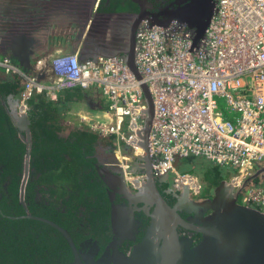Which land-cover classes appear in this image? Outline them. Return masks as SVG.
<instances>
[{"label": "built area", "instance_id": "built-area-1", "mask_svg": "<svg viewBox=\"0 0 264 264\" xmlns=\"http://www.w3.org/2000/svg\"><path fill=\"white\" fill-rule=\"evenodd\" d=\"M213 1L195 44V33L177 20L164 25L140 21L134 49L140 79L120 55L84 61L75 53L56 56L49 63L53 77L44 82L0 54V71L23 80L18 114L26 113V101L33 94L55 100L65 87H97L108 106L101 116L82 120L98 136L128 146L136 158L142 155L138 149L147 108L144 83L153 102L148 138L153 172L170 174L175 192L187 188L198 196L202 183L192 173L179 172L177 162L200 157L228 166L234 171L227 182L236 200L264 214V0ZM43 64L38 60L35 67ZM218 98L224 100L223 108ZM125 159L118 156L117 162L125 179L135 185L142 175L133 174Z\"/></svg>", "mask_w": 264, "mask_h": 264}, {"label": "trees", "instance_id": "trees-1", "mask_svg": "<svg viewBox=\"0 0 264 264\" xmlns=\"http://www.w3.org/2000/svg\"><path fill=\"white\" fill-rule=\"evenodd\" d=\"M22 89L18 74L0 76V264H68L73 254L58 230L36 219L18 217L25 213L19 202L25 143L6 107L18 113ZM86 91L79 86L65 87L57 91L55 100L40 93L26 101L31 147L24 201L32 215L65 228L76 245L86 236L100 238L103 243L109 240V203L97 178L95 152L100 144L110 150L117 147L115 138L98 136L87 125L64 131L71 102L82 99ZM106 106L105 102L103 109ZM123 146L120 142L121 150ZM198 163L207 167L197 157H187L180 159L176 168L181 173H189L187 168H191L195 173ZM209 173L211 181L202 176L206 184L200 196H211L213 188L225 179L214 169ZM158 188L169 201L174 199L167 192L170 179L161 181Z\"/></svg>", "mask_w": 264, "mask_h": 264}, {"label": "water", "instance_id": "water-1", "mask_svg": "<svg viewBox=\"0 0 264 264\" xmlns=\"http://www.w3.org/2000/svg\"><path fill=\"white\" fill-rule=\"evenodd\" d=\"M141 7L143 0H131ZM213 3L208 4L209 17L205 23L195 31L194 44L201 38L203 31L213 11ZM143 8V7H142ZM92 16L105 15V13L94 12ZM115 13H122L121 11ZM136 23L130 30L128 41L123 43V50L102 52L95 50L89 52L84 46L80 50V61L95 58L99 54L120 55L124 58L130 71L137 79L140 74L135 65V32L138 24L143 19H148L142 12H135ZM86 19L89 30L95 27L93 17ZM167 21L155 22L154 24L164 25ZM31 26V25H29ZM32 28V26H31ZM97 31V30H96ZM29 29L24 31L19 39L24 42H32ZM104 40L110 34L105 31ZM17 38V37H16ZM22 46V44L20 45ZM18 49V50H17ZM22 49V50H21ZM20 51V55L17 51ZM13 56L18 58L20 66L31 69L28 56L31 51L25 46L23 48L12 47ZM0 53L6 54L3 49ZM23 62H25L23 65ZM22 64V65H21ZM141 89L146 101L144 126L139 134L140 146L143 149L141 156L136 157V164L145 168V180L141 183L135 195L128 193L122 175L112 173L106 167L103 168L108 182L118 181L122 187L123 197L129 202H142L144 206L119 205L113 202L114 194H110L111 211L110 224L113 234L112 241L107 245L105 251L97 258L93 256L98 252V246L93 244V251L82 253L74 243L70 233L59 224L41 216L30 213L24 201V189L29 172V156L31 147V133L29 120L26 113H12L6 107L8 115L17 128L19 137L25 143V154L23 161V177L19 187V202L23 206L24 214L19 218H31L49 224L58 230L67 241L73 256L74 264H264V214L260 211L241 205L235 198L231 185L222 180L213 188L210 197L194 202L189 198L187 188L180 193L177 203L170 206L160 195L156 187L157 175L152 169V156L149 152L148 138L153 117V102L147 85L142 83ZM178 161V160H177ZM132 173H138L131 169ZM108 186L113 188L110 183ZM188 206H185L184 203ZM155 204L152 211L148 205ZM144 210L149 217V224L144 230L140 240L134 244L128 253L119 250V246L125 240H134L138 233L139 221L134 218V210ZM179 211L192 214L186 220L179 215ZM208 214L205 215V213ZM178 226L192 230L201 235V239L193 245V239L187 235H181ZM83 260V261H82Z\"/></svg>", "mask_w": 264, "mask_h": 264}, {"label": "flooded vegetation", "instance_id": "flooded-vegetation-1", "mask_svg": "<svg viewBox=\"0 0 264 264\" xmlns=\"http://www.w3.org/2000/svg\"><path fill=\"white\" fill-rule=\"evenodd\" d=\"M209 2L210 0H143V8L141 7L142 11H140V6L131 0H0V49L5 50L6 53H11L12 55L11 48H18L22 43H24V40L19 39L18 36H21L22 33L28 29L29 31L31 30L33 17H39V20H41L42 22H47L50 18L52 19V16H67L68 24H72L73 26L76 25L77 29L79 30L78 34H81L82 30L84 29L83 25L86 23V19L92 16L91 9H95V12L105 13V15L96 14L92 17L95 21V27H98L99 33L97 34L99 38L103 37L106 34V29L109 30L110 34L108 35L112 39V41L110 42L111 46L114 45V41L116 40H121L124 43L128 41L130 30L136 23L135 12H142V15L146 16L151 23L177 20L185 25L188 30L195 33V31L198 30L199 27H201L209 17ZM212 2L214 1L212 0ZM57 3L59 4V6H61L60 4H64V7L56 10H59L61 13H58L56 11L54 13H49L48 11H51L53 6L58 5ZM24 9L25 12L23 11ZM37 9H39L40 11H37ZM119 11H121L122 13H115ZM103 39L105 38L103 37ZM111 46L109 47L110 50L109 48H107V46L105 47V50L109 52L116 51V48ZM96 49L97 48H94L93 50L92 48L93 51H95ZM86 50H89V52H91L89 47ZM106 150L108 151L110 157H97L95 169L98 176L97 178H99L101 183L103 184L109 203V233H107V235L109 234V240L103 243L100 238L86 236V238L79 241L76 245L82 253H88L90 251H93L92 248L93 244L95 243L98 246V252L93 256L94 260L97 259L105 251V248L113 239L110 224V194L115 195V199L113 200V202L116 204L125 205L126 207L144 206L142 202H129L126 198H124L123 193L121 192L123 189L119 185L118 181L116 182L115 180L114 182H108L103 168L106 167L112 173L122 175L124 179V185L128 193L132 195L136 194L141 186V183L145 180V168L138 166L135 159L132 162L130 161L128 166L129 170L131 171L132 169L138 172H134L133 174L142 175V178L138 183H136L137 185H134L127 179H125L121 166L119 164L118 166L115 163L114 159H112L114 152H112V150L108 148ZM104 153L107 154V152ZM165 175V177L164 175H157V178L155 180L156 187L163 199L170 206H172L173 204L177 203L181 194L175 192V189L171 186V189L169 188L167 192L170 193L174 197V199L169 201V199L161 193L158 188L159 183L164 180H171L170 174ZM108 183H110L113 188L109 187ZM200 193L198 196H192L189 194V198L194 202H199L210 197L206 195L200 196ZM211 194L212 192L209 193V195ZM184 205L188 206L186 202L184 203ZM154 206L155 204H149V211H152ZM178 213L183 219L186 220H188L192 216V214L186 213L184 211H179ZM206 214H208V212H206L205 215ZM134 218L139 221L138 233L136 234V238L134 240H125L118 247L119 250L125 253H128L131 247L140 240L145 228L149 224V217L142 209L134 210ZM178 231L181 235H187L191 237L193 239V245H195L201 239V235L199 233L185 229L181 226H178ZM141 233L142 235L139 237ZM73 262L74 256L72 261L68 264H74Z\"/></svg>", "mask_w": 264, "mask_h": 264}, {"label": "crops", "instance_id": "crops-1", "mask_svg": "<svg viewBox=\"0 0 264 264\" xmlns=\"http://www.w3.org/2000/svg\"><path fill=\"white\" fill-rule=\"evenodd\" d=\"M60 5L61 6H59V4L53 6L52 10L48 12L54 13L57 9L64 7V4ZM23 11L25 12V9ZM37 11L40 10L37 9ZM95 11L96 10L94 9V12ZM56 12L61 13L59 10ZM32 20V28L29 34L33 36V41L24 42L22 43V46H19V48H23V50L26 46L31 51L28 56V62L31 65V69L25 66L21 67L18 58L16 56H13V54L11 55V53L0 54L8 56L15 64H17V66L24 74L37 76L41 81L44 82H48L53 77V73L51 71L49 63L54 57L75 53L79 58V52L81 48H83V46L85 50L89 47L90 50L94 52V48H97L96 50H103L102 52H105L106 54V52L108 51H105V47L107 46V48H109L111 46L110 42L112 41V39L109 35H107L106 40H104L103 37L99 38L97 34L99 33L97 26L94 27L93 30H89L87 26H84L81 34H78L79 30L77 29V26L68 24L67 16H52V19L50 18L47 22H42L41 20H39V17H33ZM123 43L124 42L121 40H116L114 41V45H112L111 47H114L117 51H120L123 50ZM19 53L20 51H17V54ZM38 60H42L44 62L43 66L39 69L35 67V64ZM24 63L25 62H23V65H25ZM5 75H7V73L0 71V76ZM85 93L82 96V99L74 100L73 102H71V106L68 111V115L70 116L66 119L71 118V120L74 121L72 123L73 126H69L68 121L65 120V132H68L75 128H80V126L82 125L86 126V122H84L82 118H85L86 120L95 119L98 116H101L102 111L104 110L103 107L105 105V102L108 106V101L101 93V90L99 88H89ZM107 106L105 108H107ZM197 160L207 161L202 158H197Z\"/></svg>", "mask_w": 264, "mask_h": 264}, {"label": "rangeland", "instance_id": "rangeland-1", "mask_svg": "<svg viewBox=\"0 0 264 264\" xmlns=\"http://www.w3.org/2000/svg\"><path fill=\"white\" fill-rule=\"evenodd\" d=\"M104 56H106V55H104ZM218 101H219V104H220V108H223L224 105H225L224 104V100L221 99V98H218ZM67 120H68L69 126H73L72 123H73L74 120H71V118H69ZM115 143L117 144V147H116L115 150H112V152H114V153H113V157L112 156L111 157H112V159H114V161H115V163L117 165H118L117 157L121 156V155H124L126 157L124 164L127 163L129 165L130 161L132 162L134 159H136V158H134V154H133V150L132 149H130L128 146L124 145L122 147V150H121V148L119 147V144L117 142H115ZM105 147L106 146H104L102 144H100L99 146L96 147V152H95L96 157H100V158H102L104 156L110 157V155L108 154V151L106 150L107 148H105ZM118 150H119L120 153L118 152ZM104 152H107V154H105ZM197 158H200V157H197ZM204 163L207 164L208 168L205 167L204 164L198 163V164L194 165L195 173H193V170L191 168H189V169L187 168V171L189 173H192L193 175H195L202 184L203 183L206 184V182L203 179V177H205L207 181H211L212 180L211 173H209L211 171V169L212 170L214 169L215 171L219 172L220 176L225 178L224 179L225 181H228V179L230 178V176L234 172L233 169L228 167V166H220V165H216V164L213 165L214 163H212L210 161H204ZM211 166H212V168H209ZM121 169L123 171V168H121ZM200 171H202L201 174H200ZM205 172H207V173H205Z\"/></svg>", "mask_w": 264, "mask_h": 264}, {"label": "bare ground", "instance_id": "bare-ground-1", "mask_svg": "<svg viewBox=\"0 0 264 264\" xmlns=\"http://www.w3.org/2000/svg\"><path fill=\"white\" fill-rule=\"evenodd\" d=\"M138 152L143 153V149H140V148H139V149H138Z\"/></svg>", "mask_w": 264, "mask_h": 264}]
</instances>
